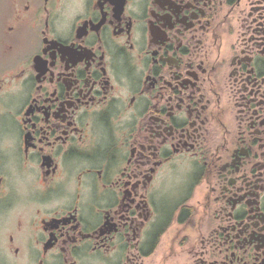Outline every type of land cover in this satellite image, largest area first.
<instances>
[{"label":"flooded vegetation","instance_id":"1","mask_svg":"<svg viewBox=\"0 0 264 264\" xmlns=\"http://www.w3.org/2000/svg\"><path fill=\"white\" fill-rule=\"evenodd\" d=\"M0 264H264V0H0Z\"/></svg>","mask_w":264,"mask_h":264}]
</instances>
